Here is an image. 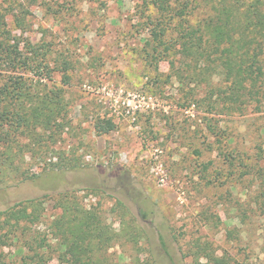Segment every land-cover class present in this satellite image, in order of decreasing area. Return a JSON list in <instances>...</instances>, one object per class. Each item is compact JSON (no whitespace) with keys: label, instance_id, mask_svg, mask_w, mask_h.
Returning a JSON list of instances; mask_svg holds the SVG:
<instances>
[{"label":"rangeland","instance_id":"rangeland-1","mask_svg":"<svg viewBox=\"0 0 264 264\" xmlns=\"http://www.w3.org/2000/svg\"><path fill=\"white\" fill-rule=\"evenodd\" d=\"M0 7L23 12V31L10 13L6 29L35 45L50 69L44 83L68 102L69 126L55 155L73 153L79 161L73 171L36 168L32 181L1 189L0 210L45 196L43 219L31 227L41 237L58 213V193L66 191L115 233L123 225L139 233L108 250L114 263L193 264L195 241L216 255L264 263V159L256 166L261 177L245 167L256 164L257 147L264 151V86L252 91L243 114L208 113L200 102L204 87L174 75L186 69L175 21L164 16L167 35L152 41L158 15L151 0H0ZM198 18L194 11L192 22ZM99 119L111 120L114 130L98 134ZM226 149L246 159L230 167L221 154ZM16 249L0 250L6 264H18Z\"/></svg>","mask_w":264,"mask_h":264},{"label":"trees","instance_id":"trees-1","mask_svg":"<svg viewBox=\"0 0 264 264\" xmlns=\"http://www.w3.org/2000/svg\"><path fill=\"white\" fill-rule=\"evenodd\" d=\"M151 4L158 15L151 29L154 43H162L167 35L164 16L175 21L174 41L181 67L185 65L186 69L176 70L174 75L182 83L188 78L204 87L200 102L208 113L243 114L242 106L247 105L252 91L264 86V0H151ZM194 11L200 18L192 22ZM3 12L6 9L0 7V190L32 181L36 168L42 172L79 168L73 153L58 152L56 156L54 151L69 126L63 91L44 83L51 78L45 57H40L35 45L27 40L12 37L6 29L10 12ZM21 14L9 15L23 31ZM61 69V80L66 85L68 67L64 64ZM39 70L47 74L38 75ZM26 72H32L33 78L25 77ZM94 130L107 134L114 130V124L99 119ZM257 148L256 164L247 163L245 167L247 174L255 172L261 177V167L256 166L264 159V151ZM221 154L230 167L236 166V160L244 162L245 157L234 155L233 150ZM58 194V213L46 227L48 234L41 237L31 227L43 219L45 196L18 201L0 210V250L15 244L13 258L18 264H118L111 260L108 250L123 239L135 241L139 233L130 231V225H123L124 229L115 233L101 224L93 208L86 209L77 195L66 191ZM74 225L80 234L73 231ZM233 235L228 233V238L234 239ZM190 249L193 264H257L249 257L239 260L227 253L216 255L208 243L195 241ZM4 257L0 253V264H6ZM123 264L143 262L136 258L133 263Z\"/></svg>","mask_w":264,"mask_h":264}]
</instances>
